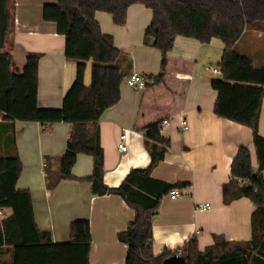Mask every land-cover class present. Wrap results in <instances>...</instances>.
I'll return each instance as SVG.
<instances>
[{"label": "crops", "instance_id": "1", "mask_svg": "<svg viewBox=\"0 0 264 264\" xmlns=\"http://www.w3.org/2000/svg\"><path fill=\"white\" fill-rule=\"evenodd\" d=\"M55 1L13 0L15 26L6 49L21 72L29 54L41 55L38 104L47 109L62 108L77 77V63L66 57L65 36L58 33L54 22L43 18L44 5ZM96 17L102 30L114 36L116 47L131 55L129 75H159L162 53L146 45L144 39L145 29L153 19L150 9L141 4L132 5L123 27L115 25L109 13L97 12ZM257 26L251 31L247 46L264 63V33ZM248 34L239 42V48L247 47L244 42ZM224 49L219 39L201 43L179 36L168 55L164 82L152 81L140 91L124 82L119 103L101 116L104 182L109 187L121 185L131 170L150 165L144 127L161 122L162 135L170 140L164 160L152 170L151 176L187 185L178 188L183 194L179 199L167 194L161 200L153 221L155 255L183 248L192 237L197 238L201 251L213 246L218 236L230 242L252 239V214L256 205L248 198L224 202V186L231 181V166L241 146L250 148L253 169L258 171L252 130L215 114L218 93L212 84L220 75L210 67L221 68ZM92 66L91 60L85 72L88 86L92 81ZM183 119L188 122V131L181 129ZM164 120L170 121V125H164ZM71 131L72 125L68 123L45 128L37 122L0 119V155L14 153L17 148L23 164L17 188L31 192L41 231H49L56 243L68 242L71 223L88 220L92 234L90 264H126L129 248L120 241L119 233L128 228L136 212L122 196H96L91 183L84 180H63L53 189L46 186V158H52L51 167L59 169V159L66 152ZM259 131L264 136V101ZM122 133L126 135L127 151L119 148ZM93 167V158L80 154L73 174L78 178L88 177ZM199 203H210L212 208L196 210ZM11 213L10 209H0V221Z\"/></svg>", "mask_w": 264, "mask_h": 264}, {"label": "trees", "instance_id": "2", "mask_svg": "<svg viewBox=\"0 0 264 264\" xmlns=\"http://www.w3.org/2000/svg\"><path fill=\"white\" fill-rule=\"evenodd\" d=\"M12 1L0 0V119L37 122L45 128L56 123L72 125L59 169H53L52 158H46L47 188L53 189L63 180H84L91 183L96 196H122L136 212L128 228L119 233L120 241L129 248L126 264H162L176 254L182 255L186 264H264V136L259 131L264 66L256 67L253 56L238 50L244 35L260 25L256 23L251 28L250 23L264 22V0H56L46 3L44 20L57 25L58 33L66 38V57L77 63L76 80L60 109L41 108L38 104L41 55L29 54L21 72L6 50L15 26ZM135 4L152 11V22L145 29V44L162 53L161 71L157 76H145L148 82H164L168 55L179 36L201 43L219 39L225 45L222 74L212 84L218 93L215 114L252 130L258 171L253 169L250 148L241 146L231 166V181L224 186V202L248 198L256 205L249 241L230 242L218 236L213 246L201 251L197 238L192 237L183 248L154 254L153 221L161 200L171 190L187 185L151 176L170 146V140L162 135L161 122L143 128L151 155L150 165L131 170L118 187H109L104 182L100 119L107 109L119 103L128 74L123 51L116 47L114 36L102 30L96 14L109 13L114 24L123 27L129 8ZM91 60L92 81L88 86L85 72ZM80 154L91 156L94 162L92 174L85 178L73 174ZM22 172L23 164L16 147L14 153L0 155V209L12 210L0 221V264H90V222L73 221L71 240L54 242L52 234L41 231L36 223L31 192L17 188Z\"/></svg>", "mask_w": 264, "mask_h": 264}, {"label": "built area", "instance_id": "3", "mask_svg": "<svg viewBox=\"0 0 264 264\" xmlns=\"http://www.w3.org/2000/svg\"><path fill=\"white\" fill-rule=\"evenodd\" d=\"M210 69L216 75H221L222 74L221 68L219 66H212V67H210ZM125 83L128 86H130L131 88H133V89H135L137 91L144 90L149 85V82L147 81V79L144 76H142L140 74H137V73H133V74L129 75L126 78ZM163 124L164 125H170V121L164 120ZM181 129L183 131H188L189 130V125H188V122H187L186 119H183L181 121ZM125 138H126L125 133H122V135H121V142L122 143H120V145H119V148L122 151H127V146L124 143ZM169 195L174 200L175 199H179L180 197L183 196V194L181 193V191L179 189L171 190ZM211 208H212V205L210 203H199V204L196 205V210L207 211V210H210Z\"/></svg>", "mask_w": 264, "mask_h": 264}, {"label": "rangeland", "instance_id": "4", "mask_svg": "<svg viewBox=\"0 0 264 264\" xmlns=\"http://www.w3.org/2000/svg\"><path fill=\"white\" fill-rule=\"evenodd\" d=\"M48 3H52V2H48ZM256 23L257 24H260V27H261V29H262V33H264V22H251L250 23V27L251 28H253L254 26L253 25H256ZM249 34H248V38H246V42H244V45L245 46H247V42L250 40L249 39V36L251 35V34H253V33H251V30L248 32ZM241 53H243V54H246V55H248V56H250V57H254V53L251 51L252 49H251V47H245L244 49H241V48H239L238 49ZM123 53H124V55H125V65H126V73L129 75L130 74V72H131V69H132V58H131V55L129 54V53H127V52H124L123 51ZM255 58V57H254ZM162 62V61H161ZM255 64H256V67H258V68H261V67H263L264 66V63L263 62H261V61H259V60H257L256 58H255ZM127 75V76H128ZM149 83H152V81H149Z\"/></svg>", "mask_w": 264, "mask_h": 264}, {"label": "water", "instance_id": "5", "mask_svg": "<svg viewBox=\"0 0 264 264\" xmlns=\"http://www.w3.org/2000/svg\"><path fill=\"white\" fill-rule=\"evenodd\" d=\"M186 263H187L186 259L182 255L176 254L165 259L162 264H186Z\"/></svg>", "mask_w": 264, "mask_h": 264}]
</instances>
